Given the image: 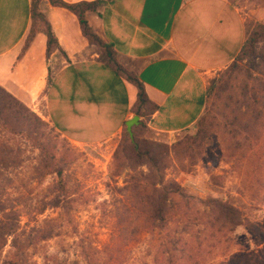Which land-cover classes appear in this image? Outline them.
<instances>
[{"label":"rangeland","instance_id":"374dc122","mask_svg":"<svg viewBox=\"0 0 264 264\" xmlns=\"http://www.w3.org/2000/svg\"><path fill=\"white\" fill-rule=\"evenodd\" d=\"M229 1L244 18L246 37L255 24L264 25V0ZM43 9L44 0L37 10L44 14ZM43 30L36 18L32 39ZM54 65L51 61L49 77ZM227 67L212 81L229 76L226 88L209 102L216 122L199 136L195 124L170 135L140 127L139 151L162 155L164 181L177 183L189 202L182 213L184 204L175 200L181 214L169 225L172 241L189 238V244L199 245L204 264H264V118L253 120L255 102L264 101V39L253 60ZM10 94L30 113L0 90V220L17 231L0 238V264H88L84 251L108 264H185L179 252L161 255L169 245H162L160 232L145 228L149 207L141 202L139 186L149 179L148 155L126 145L116 162L121 133L102 143L71 142L49 120L44 91L28 103ZM244 124L248 130L242 131ZM37 141L53 149L56 163L42 156ZM54 165L62 170L64 194ZM213 201L236 208L239 224L210 237L205 221ZM14 237L19 250L12 246Z\"/></svg>","mask_w":264,"mask_h":264},{"label":"crops","instance_id":"0c3cea01","mask_svg":"<svg viewBox=\"0 0 264 264\" xmlns=\"http://www.w3.org/2000/svg\"><path fill=\"white\" fill-rule=\"evenodd\" d=\"M30 1L0 0V85L26 103L44 91L49 120L71 142L116 137L133 116L136 89L100 58L74 14L46 0L43 12L58 49L46 58L42 32L23 48ZM64 1H99L85 18L112 46L117 62L144 84L157 106L148 121L156 133L170 135L195 124L208 85L236 57L247 35L242 14L229 0Z\"/></svg>","mask_w":264,"mask_h":264},{"label":"trees","instance_id":"16d2710c","mask_svg":"<svg viewBox=\"0 0 264 264\" xmlns=\"http://www.w3.org/2000/svg\"><path fill=\"white\" fill-rule=\"evenodd\" d=\"M42 0H31L30 1V17H31V27L33 21L37 18L43 23L44 30L43 34L45 37V52L46 58L55 50L58 49L57 47V40L56 36L52 30V26L50 22L47 20L45 14L38 12L37 8L38 5ZM51 6L63 8L72 14L75 15L81 34L86 38V40L95 46H97L101 52L102 60L105 62L107 66L112 68V70L122 78H124L128 83H130L136 89V97L135 101L132 104L131 112L133 115L139 117V121L136 125L132 126L131 133L132 136L129 135L128 131L126 130L125 124L123 125L121 131V140L118 144L116 151L114 153V160L119 162L121 157L124 154V147L126 145L130 146L131 149L136 153L142 155L139 151V141L137 139L136 132L139 130L140 127L148 125V121L150 119V115L157 109V106L152 103L145 90L144 84L138 79V77L131 71L126 70L122 65H120L116 58L115 52L112 49L110 44L105 43L102 39L93 31V29L88 24L85 18V12L94 10L96 5L99 4V1H79L74 3H68L64 0H46ZM31 27L29 31V35L27 37V42L30 43L32 39V32ZM264 39V25L262 24H255L253 29L250 31L248 36L246 37L240 51L236 55V57L232 60V62L227 67L228 71L231 68H238L239 62L242 60L251 61L257 54V44ZM62 52V51H61ZM63 53V52H62ZM228 77H220L216 81H214L211 86L206 90L205 95V105L204 110L201 116L195 122L196 125V133L197 136L203 133V131L209 127L212 122L217 121V112L214 110H210L209 102L214 94L223 91L228 83ZM49 82V76H48ZM244 96L248 92L247 86L244 85ZM0 90L9 97V102L15 103L23 107V109L30 113L28 109L14 96L10 93L6 92L2 87ZM246 100L248 98L245 96ZM255 102L256 100L253 99ZM250 102L246 105V108L250 106ZM254 106V105H253ZM254 117L253 120H259L260 118H264V101L263 102H255L254 106ZM249 111L246 112L248 115ZM36 117V116H35ZM37 120L40 121L38 117ZM5 122H3L4 125ZM5 126V125H4ZM248 130L247 124H244L242 127V131ZM42 156L51 162L56 163V154L54 153L53 149L49 147V145H41L40 141L36 142ZM150 158L149 160V179L147 185L145 187H140L143 191H141L142 196L144 199H141L142 204L149 207L147 212V225L145 228L150 231L151 233L160 232L162 237L164 238L165 242L162 243L168 244L169 247H165V249L161 252L163 253H171L172 251L179 252L183 257V262L185 264H204L203 260V249L199 246H193L189 244V238L185 239L184 241L176 238V241H172V236H170V223L178 218V215L181 214V207L176 205L175 200H179L183 205V211L187 208L189 204L186 201V195H184L183 189L177 184L172 182H165L163 179L162 171H163V164H162V155L157 153L148 152L147 154ZM54 173L57 174V187L58 190L64 194L67 192V188L64 184V180L62 177V170L56 169V165H54ZM138 188V189H139ZM180 204V205H181ZM3 210L2 205H0V211ZM238 211L236 208L229 204L221 203L218 201H213L210 204V213L207 216L205 221L207 231L210 234V237L222 235L225 232H231L233 226L238 225ZM251 225L248 226V230H250ZM17 231L14 229V224H6L2 220H0V238L5 235H13L15 236ZM170 236V238H169ZM15 238V237H14ZM12 240V246L14 249L19 250L21 246L19 245V241L17 238ZM183 239V237H182ZM182 242V246L179 248V244ZM167 245V246H168ZM171 247V248H170ZM169 248V250H168ZM98 252V251H97ZM84 256L86 258V262L88 264H108L105 260L100 259L102 256H96L95 254H90L88 251H84ZM113 257L110 258V261L113 262ZM12 264H22V261H13Z\"/></svg>","mask_w":264,"mask_h":264},{"label":"water","instance_id":"95a60500","mask_svg":"<svg viewBox=\"0 0 264 264\" xmlns=\"http://www.w3.org/2000/svg\"><path fill=\"white\" fill-rule=\"evenodd\" d=\"M139 121V117L136 116V115H133L132 117H130L129 119H127L125 121V126H126V130L128 131L129 135L132 136V133H131V128L132 126L136 125Z\"/></svg>","mask_w":264,"mask_h":264}]
</instances>
